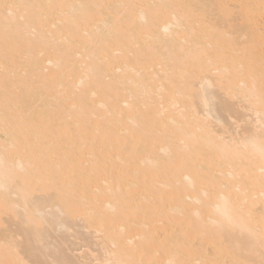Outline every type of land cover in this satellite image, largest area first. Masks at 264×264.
I'll return each instance as SVG.
<instances>
[{"label": "bare ground", "instance_id": "bare-ground-1", "mask_svg": "<svg viewBox=\"0 0 264 264\" xmlns=\"http://www.w3.org/2000/svg\"><path fill=\"white\" fill-rule=\"evenodd\" d=\"M0 264H264V0H0Z\"/></svg>", "mask_w": 264, "mask_h": 264}, {"label": "rangeland", "instance_id": "rangeland-1", "mask_svg": "<svg viewBox=\"0 0 264 264\" xmlns=\"http://www.w3.org/2000/svg\"><path fill=\"white\" fill-rule=\"evenodd\" d=\"M248 118H249V117H248ZM252 118H253V117H252ZM249 119H251V116H250ZM249 119H248V120H249ZM78 247H79V251H80V253H81V251H83V249L85 250V248H82V246H78V245H77V246H74L75 251H74L73 253L76 254V255L79 253V251H78ZM80 247L82 248V250L80 249ZM80 253H79V254H80ZM79 254H78V255H79Z\"/></svg>", "mask_w": 264, "mask_h": 264}]
</instances>
